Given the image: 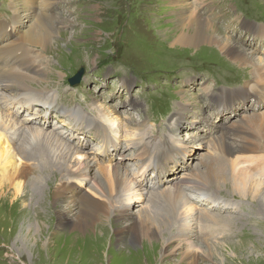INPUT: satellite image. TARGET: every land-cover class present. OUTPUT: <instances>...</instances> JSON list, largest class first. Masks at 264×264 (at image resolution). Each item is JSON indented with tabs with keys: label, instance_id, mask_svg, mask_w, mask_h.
Here are the masks:
<instances>
[{
	"label": "rangeland",
	"instance_id": "374dc122",
	"mask_svg": "<svg viewBox=\"0 0 264 264\" xmlns=\"http://www.w3.org/2000/svg\"><path fill=\"white\" fill-rule=\"evenodd\" d=\"M31 3L32 0H0V18L10 19L11 30L17 31L16 39L9 43L13 45L12 51L19 44L16 41L19 36L31 29L37 36L41 32L40 13L61 23L47 48L48 54L38 47L28 50L27 47L22 52L23 58L29 50L43 53L47 62L43 63L44 69L47 66L54 71L51 74L47 71L49 82L44 85L50 90L45 95H54L57 100L53 101L65 108L43 98L28 105L48 104L59 112L34 108L16 118L22 120L31 116L46 132L60 139L64 148H73L91 157L97 154L95 159H103L100 153L103 150H98L101 147L92 129L72 137L61 122L62 117L77 124L94 119L107 127L114 143L113 148H108V162L102 165L113 164L119 174L125 170L130 177H136L133 173L136 172L135 164H139L137 160L140 162L145 155H154L163 164L164 171L158 174L147 168L140 174L148 181L159 183V189L147 190L149 192L141 194L139 200L133 195L120 201L113 193L114 203L109 213H102L84 231L71 222L59 228L57 211L67 208L71 200L66 197L71 196V190L79 199L86 195L100 199L98 190L87 178L69 182L63 173L59 174L53 190L45 187L47 190L30 208L40 218L49 217L42 229L36 226L35 234H30V227H22L29 217L7 222L0 217L3 223L0 224V264H264V206L258 205L264 201V163L258 162L264 161L259 158L264 157V153L257 154L259 157L255 158L259 159L235 155L224 161L218 148V139L223 141L226 135V131L221 135L224 129L233 130L252 119L261 124L263 98L256 92L259 89L251 88L256 80L247 69L235 67L224 59L216 48L200 45L180 49L170 45L183 21V13L199 9L212 19L221 7L223 17L217 27L249 57L264 61V0H58L47 11L40 9L39 2L40 6L31 7ZM16 9H19L17 16L23 18L21 24L14 19ZM1 40L4 42V38ZM9 46L7 49H11ZM82 69L81 81L71 86L70 80ZM59 115L62 116L59 118ZM137 144H144V147L134 159ZM44 151H48L46 147ZM78 159L76 157L75 162H79ZM208 167L211 169L207 170ZM222 169L227 170L234 189L226 186L227 177L216 173ZM98 171L93 167L90 176L100 177ZM199 172L204 174L203 179L201 177L203 185L198 180ZM250 179L256 184L247 190L248 184L244 181ZM130 181L127 187L132 186ZM197 182L211 197L224 203L203 202L192 197L189 201L193 209L199 208L190 217L191 207H183L184 196L172 199L166 191L178 187L190 194L194 189L192 185ZM65 186L71 190H63ZM244 188L254 198L244 194ZM130 200L134 204L129 210H123V205ZM140 209L150 215L145 220L148 226L155 228L157 238L159 228L163 224L169 226L171 219L177 218L164 239L176 249L170 258L164 257V247L156 255L152 252V243L158 245L157 238L132 243V231L125 228V220L110 215L115 210L136 216ZM206 211L209 219L203 218ZM210 215L230 217L229 227L225 229L223 225L220 229L213 224ZM184 219L192 224L186 240L185 235L176 231ZM120 228L124 229L121 236ZM181 241H186L183 246H180ZM207 242L218 245L216 254L208 255Z\"/></svg>",
	"mask_w": 264,
	"mask_h": 264
},
{
	"label": "bare ground",
	"instance_id": "6f19581e",
	"mask_svg": "<svg viewBox=\"0 0 264 264\" xmlns=\"http://www.w3.org/2000/svg\"><path fill=\"white\" fill-rule=\"evenodd\" d=\"M57 1L58 0H32V3L29 5L31 7L41 5L40 9L42 11H47L51 10L52 7L56 5L54 3ZM219 8L220 10L222 9L221 7ZM220 10L217 14L213 15L212 19L209 18L207 14L199 11V9L197 11L183 13L181 17V20L183 21L181 22L178 31L176 33L174 32L173 39L170 40L172 41L170 42L172 44L170 45L180 49L184 47L194 48L200 45H204V48H216V50L223 54L222 57L229 60L233 66L247 69L249 71L250 76H253L256 80L251 88L259 89V91H256V89H253V91L261 93L258 96H260L259 98H263L261 99V102H264V61H255L254 58L249 57V55L244 52L245 50L243 48L221 32V28L217 27L219 19L223 17L221 14L222 10ZM18 11L19 9H16L14 12V19L17 24H21L20 22L23 21V18L19 15L17 16ZM224 16L227 17L228 14H225ZM39 25L42 26V29L38 36L35 35V32L31 29L29 32L25 33L26 35L17 38L16 41L19 42V44L16 45L15 51H12L13 45L9 43L16 39L17 31L11 30L10 19L0 18V196H3L0 197V217H2L5 222L17 219H20L21 221L22 219L29 217L30 219L27 220L28 222H24L22 227H30V234H35L34 228L37 226L42 229L47 221H49V217L46 215V218H40L38 217V213L33 214V212L30 211L32 202L37 198L40 199L39 195L44 192L46 189L45 187H50V190H53L56 177L63 173L69 182H73L72 179L80 180V178H87V180H91L89 183L95 186L98 190L97 194L100 199L87 195L80 197L79 199L76 194L72 193L70 188L71 196H67L66 198L71 200V202L67 204V208L64 211H57L59 228H62L65 224L67 225V223L71 222L75 227L84 231L94 220L99 218L102 213H109L110 207L114 203L113 193L118 195L117 200L120 201L128 199L133 195H137L138 197L135 198L139 200L141 194L147 190L159 189V183L155 184L148 181L140 174H143L147 168H152L154 172L161 174L164 171V166L154 155L153 157L145 155L142 157V161L139 162L137 160L139 164H135L137 167L134 168V170L136 169V172L133 173V175L136 177H130L131 175L125 170L123 174H119L116 166L113 164L108 166L102 165V162H108L107 160H109L108 156L110 154L108 148L110 146L113 148L114 143L108 134L107 127L102 126L101 123L94 121V119H92V122L85 120L86 122L79 121L77 124L72 119L65 121L62 117L61 122L67 127V133L72 137H77V134L84 130L92 129L96 138L99 140V144L97 145L99 148L101 147L100 149L97 147V149L99 151L103 150L100 152L105 157L103 159H95L97 154H95L96 156L94 155L91 157L83 155L73 148H64V146H62L63 142H61L60 139L54 137L53 134L46 132L44 127L39 125L41 123L31 116L22 120L16 118L21 113H30L34 108L36 111L39 110V108H43V112H51L53 109H56L54 106L48 104L28 105V103L32 102L37 103V100L43 98L54 102L56 105H60L58 102L53 101V99L57 100L54 95L51 94L49 96L52 99H49V97L45 95V93L50 90L45 87L46 83L49 82V79H47L46 76L47 71H49L48 74H51L54 71L51 67L47 66L46 69H44L43 66H45L44 64L47 62L45 61L46 59L43 56V53L35 54L32 50H29L27 56L23 58V52L26 51L27 47V50L33 48L37 49L38 47L39 50L48 54L47 48L51 46L52 40L61 23H55L50 16L40 13ZM2 38H4V42H1ZM8 38L10 40L8 42L5 41ZM25 44L28 46H25ZM8 45H10L9 47H11V49H7ZM33 84L36 85V87H34ZM2 87L7 90V94H4L6 93V90ZM55 93L57 92H54L53 94ZM61 108L65 107L61 106ZM67 110L71 111L70 108ZM61 116L62 115H59V118ZM261 119V124L256 123L258 121L257 119H252L247 123H243L241 126H237L233 130L224 129L221 131V135L226 131V135L223 136V141L221 138L218 139L220 144L218 148L223 155L224 161L230 160V158L235 155L236 157L240 156L244 159L251 160L259 158L264 159V157L257 156V154L264 153V118ZM89 124L91 125V128H88ZM33 125L38 128L32 127ZM238 125L240 124L238 123ZM39 128H42L45 131H42ZM59 135H61V133ZM69 140L71 139L69 138ZM44 147H46L48 151H44ZM136 147L138 148L135 149L136 156L134 159L140 155L144 144H137ZM105 154L108 155L105 156ZM76 157L79 158V162H75ZM182 160L185 161V153H183ZM258 162L264 163L262 160H258ZM100 163L101 165H99ZM71 164H75V167L71 166ZM87 167H91V169L89 170ZM93 167H97L98 170H100L98 171L100 177L96 179H93L90 176ZM210 169V167L207 168V170ZM216 173L223 178L227 177L225 184L227 182L228 185L226 184V186L229 187L230 185L233 189L235 188L232 179H229L228 177L227 170L225 171L222 169V171L219 170L216 171ZM137 175H140L141 177H137ZM201 177L203 179L204 174L199 172L198 180L199 183L203 185L204 182ZM128 180L133 182L130 181L132 183V186L130 187H127L126 185L128 184ZM244 183L248 184L247 190L256 184L252 179L248 181L245 180ZM138 187H141V189ZM192 187L194 189H192L190 194H187L178 187H171L166 191V195L172 199H179L184 196L185 201L183 207H191L192 212L189 214L190 217L192 214L196 213V209L199 208H194V211V206L192 202L190 203L189 201L192 197H198L203 202L210 203V201L214 200L224 203L223 201H219V199L211 197V195L206 192L205 188L199 187L198 182L196 185H192ZM3 188L4 190H2ZM10 190L13 192L10 193ZM63 190L67 192L70 191L66 186ZM247 190L244 188L243 193L254 198L247 192ZM148 192L149 191H147V193ZM7 193L8 196H5ZM262 200H264L263 197ZM35 202L40 203V201ZM263 202L264 201L258 203L259 207L264 206ZM132 204L134 203L130 200L129 203L123 205V210H129ZM225 204L228 205L229 203ZM75 211L77 215H70V213H74ZM129 214L130 213H122V211L117 212L114 210L110 215L125 220V228L129 230V232L132 231V243H137L140 240H149L148 238L151 237L155 239L157 238V231L155 228L148 226V221L145 220L150 217L148 213L143 212L140 209L136 213V216ZM205 216L209 219L207 211L204 212L203 218H205ZM176 219L177 218H172L169 226L163 224L159 228L160 234L157 238L158 245L152 243V252L155 253V255L159 252V249L163 247V255L165 258H170L176 251L172 246L173 244L164 242L167 232L174 227ZM211 220L214 222L213 224L217 225L220 229L223 225L225 229H227L230 223L229 220L231 219L230 217L229 219L211 217ZM233 224H235V222ZM138 225H141L140 228H137ZM191 226V222L188 219H184L179 222L176 231L181 236L185 235L186 240L189 237V229ZM206 226L208 228V225ZM123 228L118 229L120 236L124 233ZM206 237L208 238V235H206ZM181 242L183 243H181L180 246H183L186 241ZM206 246L209 249L208 255L217 253V244L214 243L212 246L207 242ZM194 261L195 259H193V263Z\"/></svg>",
	"mask_w": 264,
	"mask_h": 264
},
{
	"label": "water",
	"instance_id": "95a60500",
	"mask_svg": "<svg viewBox=\"0 0 264 264\" xmlns=\"http://www.w3.org/2000/svg\"><path fill=\"white\" fill-rule=\"evenodd\" d=\"M84 74V70H80V72L78 73V75L74 78L70 80L71 86H76L79 84V82L81 81V78Z\"/></svg>",
	"mask_w": 264,
	"mask_h": 264
}]
</instances>
